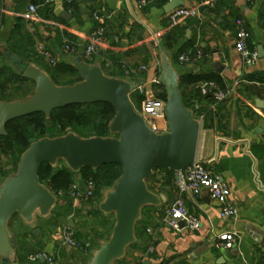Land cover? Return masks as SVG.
<instances>
[{
	"label": "crops",
	"instance_id": "crops-1",
	"mask_svg": "<svg viewBox=\"0 0 264 264\" xmlns=\"http://www.w3.org/2000/svg\"><path fill=\"white\" fill-rule=\"evenodd\" d=\"M138 2L83 0L79 2L77 14L67 10L66 0H46L50 15L45 18L39 13L43 4L0 0V51L7 50L10 33L17 19H22L27 33L32 36L38 59L33 61L30 57L31 63L41 69L47 65V60L37 54V48L42 46L56 63L71 64L91 34L101 27L104 43L92 63L100 64L104 72L114 77L143 82L149 90L160 73L157 45L163 47L166 33L164 7L180 2L179 7L196 9V17L178 26L169 54L201 50L203 58L200 60L194 58L181 63L175 58L174 67L180 78L215 75L224 83L227 100L216 107L214 101L197 102L194 85L185 84L183 91L189 101L198 105L203 116L196 160L228 186L229 200L238 207V214L232 219H222L219 205L206 191L197 198L184 195L181 197L200 228L191 231L180 224L178 230L172 229L163 218L179 197L175 174L170 177L158 171L148 186L163 202L157 208L142 212L136 244L114 264H264V57L251 66L245 65L235 49L234 35V22L241 18L250 34V48L256 53L261 48L264 54V0L252 3L215 0L211 4L204 0H165L162 7L143 8H139ZM31 6L38 8L40 22L33 18L26 20ZM65 13L70 16L68 20L62 18ZM65 41L78 47L76 56L63 52ZM143 67L145 69L141 70ZM4 156L0 153V168L11 169L12 162L5 164ZM74 183L83 184L79 175L75 176ZM88 207V203L81 204L63 196L58 198L55 208L58 212L54 210L48 219L36 217L32 226L17 222L15 235H12L16 264H49L44 258L31 262L29 258L35 254L52 258L54 264H90L93 254L112 231L114 224L110 225L109 215L101 214L105 223L92 240L70 246L62 236V230L68 227L75 238L79 228L76 217L81 209ZM69 221L73 222V227ZM230 233L237 234L239 239L231 248H226L225 242L218 238Z\"/></svg>",
	"mask_w": 264,
	"mask_h": 264
},
{
	"label": "water",
	"instance_id": "water-1",
	"mask_svg": "<svg viewBox=\"0 0 264 264\" xmlns=\"http://www.w3.org/2000/svg\"><path fill=\"white\" fill-rule=\"evenodd\" d=\"M181 5L174 2L164 7L170 13ZM68 20L70 16L63 14ZM158 83L164 88V114L167 130L156 134L131 102V95L143 85L128 79L105 74L100 64L88 63L79 54L71 65L81 76L73 85H56L46 71L34 63H26L8 51L2 57L24 80L34 84L32 93L12 101H0V138L7 135L9 123L42 114L51 125L53 112L68 107L108 104L114 116L106 123L108 137H81L67 128L60 137L30 140L20 155L15 172L0 182V261L16 264V247L9 223L18 216L32 226L36 217L48 219L58 205V197L39 181V168L48 164L53 169L60 162L73 173L88 168L117 165L120 176L106 190L96 210L113 215L114 225L109 238L93 254L90 264H114L136 244V224L145 208L161 206L163 198L154 193L147 181L157 170L180 174L186 181V168L194 164L201 131V122L187 108L180 91V75L172 59L159 45ZM258 59L264 57L257 49ZM73 227V222L69 221ZM145 264H150L146 262Z\"/></svg>",
	"mask_w": 264,
	"mask_h": 264
},
{
	"label": "trees",
	"instance_id": "trees-1",
	"mask_svg": "<svg viewBox=\"0 0 264 264\" xmlns=\"http://www.w3.org/2000/svg\"><path fill=\"white\" fill-rule=\"evenodd\" d=\"M21 1L28 3L30 2L38 5L43 4L44 6L42 5V7L39 9V13L45 18L50 15V8L48 6V3L47 5H45L46 0ZM80 1L83 0H71L70 2H67V10L73 11L78 14L80 12ZM147 1L149 2L150 0ZM153 1L154 0H152V2L149 3L147 6L157 5L159 7H162L165 4V0H158L157 2ZM177 33L178 27H175L167 31L163 36L162 48L171 57L173 64L175 62V58L178 59L179 56L182 55V52L180 51L173 54V56L169 54ZM32 44L33 39L32 36L27 33L25 29V23L22 19H17V23L10 33L6 51L15 55L21 61L29 63L30 60L26 59L27 57H25V55L27 54L28 56V49ZM193 52H191V54ZM6 63L7 62L2 57V52L0 51V101H12L16 99H21L32 93V91L28 89V86H34V84L32 82L24 80L9 65H6ZM46 72L51 78V80L58 86L73 85L81 81V76L76 72V70L71 64L56 63L53 66H48V70H46ZM105 74L109 75L108 73ZM66 77L76 78L71 83L59 85L58 82L62 78ZM203 81H213L216 82L222 89L225 88L222 80L215 75H187L180 78V91L183 103L187 108L193 110L195 116L201 115V109H198L197 111L194 110V106L197 104H194L185 97L183 86L185 84L196 86L198 83ZM11 91L13 92V94H8ZM195 96L197 102H200L202 100L214 101L212 97H202L196 89ZM141 101V96L135 94L131 96V102L136 110L137 107L140 106ZM113 116L114 112L110 105L95 104L80 107H68L65 109L57 110L51 115V125L49 127L46 125V120L42 114H36L33 116L21 118L9 123L6 127L7 135L5 137L0 138V153L3 152L6 156L11 159L12 168H0V176L2 180L9 174L15 172L19 157L29 147L30 140H37L44 137H60L66 134L67 128H70L71 131L84 138L92 136L108 137L110 135L106 123L109 122L113 118ZM36 121H40L42 122V124H40L39 126ZM11 127H14L12 132H10ZM203 127H206V125H203ZM158 171L165 172L167 176L170 177L174 175L173 173H170L167 170H157L155 174ZM120 174L121 168L117 165L103 166L98 168L97 170L85 168L82 169L79 173H73L69 169L64 167L62 162H60L56 169H53L48 164L41 165V167L39 168L38 176L40 183L48 187L51 192H53L55 195L63 193L65 197L67 196L66 193L75 181V176L79 175L80 180L83 182V184L89 181L95 182L97 187L95 198H98L101 197V192L103 190L110 189L112 187L113 182L120 176ZM154 177L155 175L147 181V184L148 182L152 181ZM92 201H90L88 204L92 205ZM147 209H152V207L145 208L144 210ZM97 212V210L94 211L95 214ZM14 218H18L19 221H22L18 216H14L11 220H13ZM138 224L139 222L136 224V236ZM132 247H134V245L130 248Z\"/></svg>",
	"mask_w": 264,
	"mask_h": 264
},
{
	"label": "built area",
	"instance_id": "built-area-1",
	"mask_svg": "<svg viewBox=\"0 0 264 264\" xmlns=\"http://www.w3.org/2000/svg\"><path fill=\"white\" fill-rule=\"evenodd\" d=\"M70 2L71 0H66ZM154 0L153 2H157ZM215 0H204V3L211 4ZM246 3H252L254 0H244ZM147 0H140L138 2L139 8H143L151 3ZM198 12L196 9L178 7L167 14V26L166 31H169L175 27H178L184 20L196 17ZM39 21L38 8L29 7V13L26 16V20ZM97 21H100L98 17H95ZM234 35H235V49L240 54L244 61V64L251 66L258 60V56L255 50L249 46L250 34L246 28L243 19L238 18L234 22ZM104 30L103 28H97L91 36L88 38L87 44L80 50L82 58L92 63L93 57L96 55L100 47L104 43ZM63 52L76 56L79 52L77 46L65 41L62 45ZM37 54L47 60L48 64L53 66L56 64V60L40 46L37 48ZM200 60L203 58L201 50H196L193 54H182L178 60L181 63H187L191 59ZM145 68H141L144 70ZM195 89L202 97H212L214 100V106H218L227 100V92L222 89L216 82L203 81L195 86ZM135 95L141 96L142 101L140 103V111H138L145 119L149 128L156 134H161L167 130V120L164 114V106L166 102L165 90L155 79L152 83V87L147 90L144 85L138 86L134 91ZM132 94V95H133ZM131 95V96H132ZM165 98H164V97ZM199 109L198 105L194 106V110ZM195 114V113H194ZM200 122L203 120V116H195ZM175 186L178 190L179 197L175 199L168 209L165 211L163 222L172 229L178 230L179 225L183 224L187 226L191 231H197L200 228V223L193 216L190 215L187 206L181 196H190L191 198H197L201 192L206 191L210 199L219 205V216L222 219H232L238 214V207L230 202V190L226 184L219 181V179L205 167V164L196 160L193 165L186 168V181L183 180L180 174H175ZM96 184L93 181L86 182L82 185L73 183L66 195L73 200L86 204L95 198ZM58 198L63 197V193L56 195ZM62 236L64 242L70 246H74L73 231L66 227L62 230ZM220 241L225 242L226 248H231L239 239L237 234L230 233L219 236ZM41 258L47 260L49 264H54L52 258H48L42 254L32 255L29 260L31 262H37Z\"/></svg>",
	"mask_w": 264,
	"mask_h": 264
},
{
	"label": "rangeland",
	"instance_id": "rangeland-1",
	"mask_svg": "<svg viewBox=\"0 0 264 264\" xmlns=\"http://www.w3.org/2000/svg\"><path fill=\"white\" fill-rule=\"evenodd\" d=\"M28 50H29L30 55L27 56V54H26L25 55V57H27L26 59H30V57H31L33 59V61H38V59L36 60V53H35L34 44L30 45ZM6 65H9V64L6 63ZM41 65H43V64H41ZM48 66H51V65H49L47 63V65H43L42 69L44 71H46V70H48ZM105 73H108V72H105ZM75 78L76 77L62 78L58 82V84L63 85L65 83H71V82H73V80ZM9 86H11V85H9ZM28 89L33 92L34 86H28ZM8 94H13V92L11 91ZM12 97H15V96H12ZM0 98H1V96H0ZM137 110L140 111V107H137ZM36 123L39 126H40V124H42V122H40V121H36ZM13 129H14V127H11L10 132H12ZM39 135H41V134H39ZM4 161L6 164V163L10 162L11 160L8 156H4ZM102 198H103V196L98 197V198H94V200L92 201V205L90 204V207H88V209H81L79 215L76 217L78 222H79V228H78V232H76V235L74 238L75 243H82L83 244L87 239L92 240L93 238H95L99 234L101 224L105 223V219L101 216V213H98L99 214V216H98L97 214L94 213V211L96 210V207H97L98 203L102 200ZM54 210L52 211L53 213H54ZM55 212H58V211L55 210ZM108 217H109V220H111L110 225L114 224V216L109 215ZM17 222H20L18 218H14L10 222V232L12 235H15V232H16L15 226H16Z\"/></svg>",
	"mask_w": 264,
	"mask_h": 264
}]
</instances>
